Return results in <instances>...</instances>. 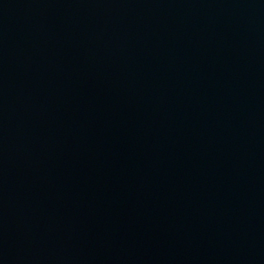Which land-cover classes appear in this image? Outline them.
<instances>
[{
  "label": "water",
  "instance_id": "1",
  "mask_svg": "<svg viewBox=\"0 0 264 264\" xmlns=\"http://www.w3.org/2000/svg\"><path fill=\"white\" fill-rule=\"evenodd\" d=\"M0 264H264V0H0Z\"/></svg>",
  "mask_w": 264,
  "mask_h": 264
}]
</instances>
